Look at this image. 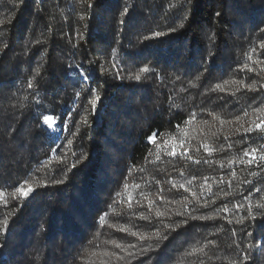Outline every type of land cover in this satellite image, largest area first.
<instances>
[{
	"label": "trees",
	"instance_id": "1",
	"mask_svg": "<svg viewBox=\"0 0 264 264\" xmlns=\"http://www.w3.org/2000/svg\"><path fill=\"white\" fill-rule=\"evenodd\" d=\"M262 29L264 0H0V264H264Z\"/></svg>",
	"mask_w": 264,
	"mask_h": 264
},
{
	"label": "snow or ice",
	"instance_id": "2",
	"mask_svg": "<svg viewBox=\"0 0 264 264\" xmlns=\"http://www.w3.org/2000/svg\"><path fill=\"white\" fill-rule=\"evenodd\" d=\"M91 7V5H89ZM262 31H264V29H262ZM155 36H159L160 33H155L154 34ZM261 47H264V45H261ZM70 69L73 67L72 65H69L68 66ZM77 71L79 72V75L82 77V79L84 81H87L90 79V76H88L87 74V71L83 68H80L78 67L77 68ZM141 71H147V68H142ZM136 79L139 80L140 77L137 75L136 76ZM29 87H31V84H29ZM261 87H264V84L261 85ZM217 88H219V85H217ZM77 96L80 95L79 92H77L76 94ZM99 100V97L96 98V100H93L92 101V110L93 112L96 111V104H97V101ZM71 115V114H69ZM42 122L44 125L47 126L48 129L50 130H53L55 131V129L57 127H59V118L57 116H54V115H45L42 117ZM177 127H179V125H177ZM64 130H67V124L64 125ZM253 130H264V119H261V121L257 124H255V129H246V131L250 132V131H253ZM157 138H158V133L156 132H153L150 136L147 137V142L149 144H156V148L157 150L159 151L160 150V145L156 143L157 141ZM165 143L167 144L168 142L165 141ZM183 145L180 144V145H177L175 143H173L171 145V151L170 153H168L169 155L171 156H176V155H187V149H185L183 152H179L178 151V148H181ZM55 149H53V152L55 153ZM256 149H252L251 152L249 151H245L244 155L245 156H251V159L248 161V163H252L254 160H255V153H256ZM157 159H159V156H157ZM260 159L264 160V155H262L260 157ZM231 163V162H230ZM73 167H75V164H73ZM233 175H235L233 173ZM253 175H255V173H253ZM57 183H62L63 181H56ZM47 186V185H45ZM17 191H19L20 193V196L23 197V198H27L32 192L35 191V189L32 187V186H28V187H24V186H21L17 189ZM237 207H239V205H237ZM224 211H228L227 208L224 209ZM208 217H202V219H207ZM253 219H255V217H253ZM230 223V221H229ZM122 231L124 229H121ZM133 235H136V233H132ZM140 239L143 240L144 237L143 236H140ZM132 247H135V245H132Z\"/></svg>",
	"mask_w": 264,
	"mask_h": 264
}]
</instances>
